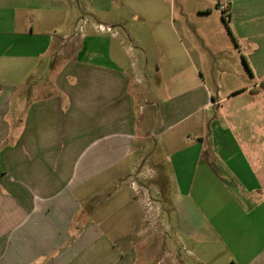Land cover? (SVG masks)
I'll return each mask as SVG.
<instances>
[{"label":"crops","instance_id":"1","mask_svg":"<svg viewBox=\"0 0 264 264\" xmlns=\"http://www.w3.org/2000/svg\"><path fill=\"white\" fill-rule=\"evenodd\" d=\"M228 9L227 25L158 42L177 74L180 48L198 77L158 101L137 53L128 63L108 46L88 61L74 51L89 36L69 35L62 53L55 0H0V264H71L87 234L107 264H264V0ZM92 188L107 191L100 217L80 206ZM161 188L175 200L163 213Z\"/></svg>","mask_w":264,"mask_h":264},{"label":"rangeland","instance_id":"2","mask_svg":"<svg viewBox=\"0 0 264 264\" xmlns=\"http://www.w3.org/2000/svg\"><path fill=\"white\" fill-rule=\"evenodd\" d=\"M56 3L60 10L56 11L53 16L55 31L49 33L55 35L61 42L59 49L62 53H67L71 46L63 45L65 35H69L73 41L76 40V44H81L80 46L83 45L82 39L89 36L87 46L74 51L75 54L83 53L88 61L100 60V56L106 54L108 46L118 52L122 61L126 60L128 63H132L133 56L137 53L145 63L146 73L151 79L150 82H147L150 95L158 101H164L168 95L176 94L172 90L173 85L185 84V79L193 82L198 81L197 75L192 70L191 61L184 57L180 48L179 62L183 65L182 69L187 70L184 75L177 74L178 71L174 69V66L166 61L158 44L164 42L165 38L175 41L178 38L188 37V27L192 28L205 22H221L224 25L231 22L230 12H223L219 7L221 3H226L229 7L230 0H55ZM208 12L210 14L203 15ZM95 22L111 25L123 34L122 37L111 39L101 33L97 34L91 27V23ZM159 24L161 25L159 26ZM181 24L185 30L180 29ZM76 29L77 34L75 35ZM226 30L228 32V29ZM42 31L47 32L49 29L44 28ZM83 33L85 36L82 35ZM227 34L229 37L230 33ZM105 40H108L107 44L110 42V45H107ZM155 61L161 63L160 71L157 70ZM190 87V83L179 86L177 92ZM218 111V108H209L202 115L213 119ZM164 191L161 188L158 194L154 191L152 194L155 211L159 213H163L165 207L167 209L168 207L174 208L175 200L171 204L165 200ZM89 193L90 195L86 198L77 195L81 201L80 206L94 209L95 215L100 217L103 210L101 203H105L107 191L92 188ZM166 193L170 195V190L166 189ZM148 204L146 203L147 209L150 208ZM114 208L116 210V204H114ZM156 222L157 219L153 221V223ZM83 223L93 225L96 230L101 222L92 221V219L87 223L81 220L77 222V224ZM72 238L76 240L79 237ZM90 239L92 238H89L87 234L75 245L73 249L75 254L73 253L70 257L71 264H107L114 260L113 257L102 258L95 250L96 247L101 246V238H96L99 243L93 244L94 249L91 246V248H86L90 245L88 242ZM112 243L118 244L116 239ZM118 247L121 248V244ZM64 260L61 259V261Z\"/></svg>","mask_w":264,"mask_h":264},{"label":"built area","instance_id":"3","mask_svg":"<svg viewBox=\"0 0 264 264\" xmlns=\"http://www.w3.org/2000/svg\"><path fill=\"white\" fill-rule=\"evenodd\" d=\"M220 10L223 12H227L228 11V5L226 3H221L219 4ZM101 31H106V32H112L113 29L111 27H104V26H99L98 28ZM135 185V184H134ZM150 206V204H148Z\"/></svg>","mask_w":264,"mask_h":264}]
</instances>
